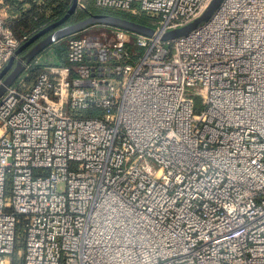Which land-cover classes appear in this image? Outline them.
I'll list each match as a JSON object with an SVG mask.
<instances>
[{
  "label": "built area",
  "instance_id": "1",
  "mask_svg": "<svg viewBox=\"0 0 264 264\" xmlns=\"http://www.w3.org/2000/svg\"><path fill=\"white\" fill-rule=\"evenodd\" d=\"M211 1L76 0L154 36L89 27L6 89L0 264H264V0L161 40ZM20 45L0 14V72Z\"/></svg>",
  "mask_w": 264,
  "mask_h": 264
},
{
  "label": "water",
  "instance_id": "2",
  "mask_svg": "<svg viewBox=\"0 0 264 264\" xmlns=\"http://www.w3.org/2000/svg\"><path fill=\"white\" fill-rule=\"evenodd\" d=\"M221 1L222 0H212L205 12L198 19L182 28L164 33L161 35V40H173L188 34L206 22L220 5ZM76 11V0H71L68 10L60 20L42 28L18 47L14 56L9 59L0 72V98L5 93L6 89L11 87L20 78L26 66L52 43L82 32L89 27L103 26L106 28L121 29L132 34L146 37L154 36V29L151 27L109 14H88L76 22L66 24L67 19Z\"/></svg>",
  "mask_w": 264,
  "mask_h": 264
},
{
  "label": "trees",
  "instance_id": "3",
  "mask_svg": "<svg viewBox=\"0 0 264 264\" xmlns=\"http://www.w3.org/2000/svg\"><path fill=\"white\" fill-rule=\"evenodd\" d=\"M70 2L71 0H0V12L4 13L5 20L10 25L12 33L22 44L24 38L28 39L42 28L60 20L68 10ZM88 14L115 15L154 28L152 20L145 15L133 16L122 11L93 7H88L84 11H76L67 19L66 24L76 22ZM50 49H54L59 61L65 63L66 48L63 42L58 45L51 44L41 53ZM39 73V69H33L24 71L22 75L28 85L34 82ZM20 79L21 77L17 82ZM12 264H21V262L13 261Z\"/></svg>",
  "mask_w": 264,
  "mask_h": 264
},
{
  "label": "rangeland",
  "instance_id": "4",
  "mask_svg": "<svg viewBox=\"0 0 264 264\" xmlns=\"http://www.w3.org/2000/svg\"><path fill=\"white\" fill-rule=\"evenodd\" d=\"M0 14H2V17H3V19L5 20V16H4V13H0ZM100 33H102V32H90L89 34L88 33H86V35H97V34H100ZM21 77V79L17 82H15L14 84H13V86H16V87H19L20 85H22V84H24V85H26V82L24 81V76L23 75H21L20 76ZM26 86H28V85H26ZM21 87V86H20ZM17 246L18 247H20V244L18 243L17 244ZM19 260V259H18ZM18 262H21V260H19Z\"/></svg>",
  "mask_w": 264,
  "mask_h": 264
},
{
  "label": "crops",
  "instance_id": "5",
  "mask_svg": "<svg viewBox=\"0 0 264 264\" xmlns=\"http://www.w3.org/2000/svg\"><path fill=\"white\" fill-rule=\"evenodd\" d=\"M1 13V12H0ZM2 15V14H1ZM6 21V20H5ZM27 85V84H26ZM30 84H28V86H29Z\"/></svg>",
  "mask_w": 264,
  "mask_h": 264
}]
</instances>
